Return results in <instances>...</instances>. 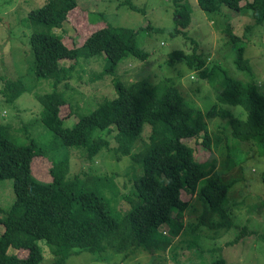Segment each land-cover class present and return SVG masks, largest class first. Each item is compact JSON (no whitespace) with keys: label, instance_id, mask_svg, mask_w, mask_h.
<instances>
[{"label":"rangeland","instance_id":"1","mask_svg":"<svg viewBox=\"0 0 264 264\" xmlns=\"http://www.w3.org/2000/svg\"><path fill=\"white\" fill-rule=\"evenodd\" d=\"M49 1L0 0V135L19 146L35 142L43 147L45 156L34 159L33 170L45 185L52 181L49 173L52 161L68 159L69 178L79 177L92 191L99 192L101 185L96 177H113L120 194L132 198L134 179L142 175V170L132 157L115 153L117 146L112 136L99 135L112 143V150L102 149L88 161L86 148L63 146L42 122L43 106L39 98L55 92L52 81L39 78L35 72L29 14ZM187 5L191 22L188 28L175 34V10L169 0H79L78 7L69 13L60 30L72 53H76L93 31L109 24L137 31L138 44L149 52V57L144 60L129 57L114 75L103 74L109 66V59L103 53L87 56V50L83 49L75 60H61L60 65L68 70L66 80L57 88L66 101L60 114L65 129H72L81 117L115 99L116 79L125 85L142 79L152 85L170 83L185 102L203 113L217 103V92L225 78L242 82L254 79L259 93L264 96V24L255 19L245 4L242 10L224 7L219 13H205L197 0H187ZM241 48L252 68L251 75L236 65ZM174 52L194 55L199 60L192 67L183 59L168 63L169 55ZM200 63L203 65L199 68ZM203 72L206 76L201 75ZM21 81L25 94L14 103L5 101V97H12L14 92L6 84ZM221 109L240 119L247 117L242 108L223 106ZM207 123L212 147L203 146L202 139L191 140L188 146L193 149L196 161L214 164L223 182H233L227 195L226 219L209 216L199 197L183 192L181 199L189 203L182 216L184 230L165 252L140 250L129 255L111 250L101 255L83 252L70 256L64 264H210L216 260L226 264H264V185L261 178L264 158L256 154L251 142L237 143L232 139L226 121L212 119ZM150 134L151 127L146 126L142 139L134 148L135 154L144 149ZM239 159L244 161L241 165L227 169L229 162ZM202 186L201 183L199 188ZM102 195L110 201L116 215L124 212L121 208L130 209L127 201L118 200V209L113 206L116 203L113 195L110 198L106 193ZM14 201L13 181L1 180L0 218ZM169 227L170 224H165L159 231L164 234ZM2 232L0 226V234ZM37 244L44 256L41 264H58L54 246L46 240H39ZM8 253L25 258L28 250L10 248Z\"/></svg>","mask_w":264,"mask_h":264},{"label":"trees","instance_id":"2","mask_svg":"<svg viewBox=\"0 0 264 264\" xmlns=\"http://www.w3.org/2000/svg\"><path fill=\"white\" fill-rule=\"evenodd\" d=\"M169 1L175 10V34H179L188 28L191 11L187 0ZM78 4L79 0H50L29 14L35 72L39 78L51 80L55 92L39 98L43 106L42 122L63 146L86 148L88 161L102 149L112 150V143L99 135L112 136L117 146L115 153L132 157L142 175L134 179L132 198L122 196L114 178L107 176L96 177L101 186L99 192H95L79 177H68L70 163L63 159L52 161L49 169L52 181L45 185L33 170L34 159L45 156L43 147L35 142L19 146L0 135V181L12 180L15 195L12 207L0 218L3 227L0 264H41L44 256L37 244L39 240H46L55 247L58 264L83 252L93 255L110 250L127 255L140 250L163 253L184 230L182 216L189 203L181 199L183 192L199 197L209 216L226 219L227 195L233 182H223L214 164L196 161L193 149L188 146L191 140L202 139L203 146L212 147L207 120L226 121L232 139L237 143L251 142L256 154L264 158V96L259 93L254 79L250 82L222 79L217 103L206 113L185 102L170 83L152 85L142 79L125 85L116 79L115 99L81 117L72 129H65L60 114L66 101L57 88L66 80L68 70L60 65L61 60H75L83 49L87 50V56L103 53L109 59L103 74L114 75L129 57L141 60L149 57V52L138 44L137 31L109 24L93 31L76 53H72L60 30ZM243 4L264 24V0L252 3L249 0H197L205 13H219L224 7L238 11ZM239 52L238 69L251 75L252 68L244 59L242 48ZM182 59L189 67L199 60L194 55L174 52L169 55L168 63ZM202 65L200 63L199 68ZM205 73L201 75L206 76ZM6 85L14 91L12 97H5L9 103H14L26 92L22 81ZM223 106L242 108L247 117L237 118L221 109ZM146 126L151 127L148 142L135 154L134 148L142 139ZM243 162L240 159L229 162L227 169ZM261 178L264 185V172ZM201 183L203 186L199 188ZM103 193L109 198L113 195L114 207L119 209L118 200H125L130 209L121 208L124 212L116 215ZM165 224L170 227L163 234L159 228ZM10 248L28 250V255L22 258L9 254ZM210 264L226 263L216 260Z\"/></svg>","mask_w":264,"mask_h":264}]
</instances>
